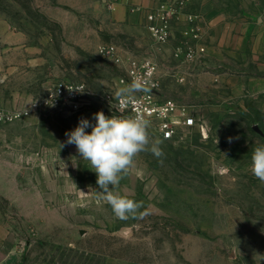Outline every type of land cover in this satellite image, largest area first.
Instances as JSON below:
<instances>
[{
  "label": "rangeland",
  "instance_id": "rangeland-1",
  "mask_svg": "<svg viewBox=\"0 0 264 264\" xmlns=\"http://www.w3.org/2000/svg\"><path fill=\"white\" fill-rule=\"evenodd\" d=\"M118 2L0 0V19L46 58L32 98L59 78L113 90L124 70L100 53L113 43L138 58L156 56L162 98L190 106L197 125L171 140L150 127L164 156L141 152L121 180L117 191L142 201L146 213L127 221L97 200L96 173L66 144L81 118L95 123L96 109L43 107L0 125V264H264V183L250 171L253 149L264 145V29L199 67L175 56L182 34L162 47L145 19L115 17ZM245 2L249 16L264 15V0ZM238 8H229L236 18ZM4 95L11 108L32 99Z\"/></svg>",
  "mask_w": 264,
  "mask_h": 264
},
{
  "label": "built area",
  "instance_id": "built-area-1",
  "mask_svg": "<svg viewBox=\"0 0 264 264\" xmlns=\"http://www.w3.org/2000/svg\"><path fill=\"white\" fill-rule=\"evenodd\" d=\"M188 0H158L157 4L146 11L148 27L152 37L160 45L167 44L173 34V28L183 12ZM132 10H142L133 6ZM198 15L187 14V26L182 31L183 44L175 50V56L182 62H191L203 56L206 46L201 42V32L197 24ZM100 53L111 59L124 70V75L117 78L113 90L98 91L85 81L59 78L48 84L46 93L41 98H32L27 106L11 108L4 102L0 91V125L22 119L43 107L62 114H88L93 109L103 111L106 116H131L142 114L151 121V126L166 140L179 136L183 128L197 125L196 117L190 106L161 96V70L156 56L143 58L125 54L116 44L107 43L100 47ZM142 77L150 80L155 87L150 93H136L135 99L123 104L115 93L126 87L133 79ZM184 77H181V80Z\"/></svg>",
  "mask_w": 264,
  "mask_h": 264
},
{
  "label": "crops",
  "instance_id": "crops-1",
  "mask_svg": "<svg viewBox=\"0 0 264 264\" xmlns=\"http://www.w3.org/2000/svg\"><path fill=\"white\" fill-rule=\"evenodd\" d=\"M245 3V0H191L175 23L171 40L163 47L177 44L184 29H181L180 24L187 22V14H196L201 42L206 46V52L201 59L191 62H197L199 67L210 64L213 61L212 54L217 51L228 52L235 43H241L242 38L250 36L254 28L264 29V15L252 18L243 8ZM156 4L157 0H119L114 7L115 17L118 20L148 21L146 11ZM235 5L239 6L240 15L237 18L233 9H229ZM133 6L142 7V11L132 10ZM45 61L41 47L30 40L25 31L17 29L6 19H0V91L3 99L4 90L9 89L14 96H19L21 102L27 104L35 96V86L42 77Z\"/></svg>",
  "mask_w": 264,
  "mask_h": 264
},
{
  "label": "clouds",
  "instance_id": "clouds-1",
  "mask_svg": "<svg viewBox=\"0 0 264 264\" xmlns=\"http://www.w3.org/2000/svg\"><path fill=\"white\" fill-rule=\"evenodd\" d=\"M154 87L150 80L137 77L120 88L115 96L127 104L135 99L136 93H150ZM94 120L92 124L81 118L74 130L65 133L66 144H74L81 159L96 173L98 201L110 205L115 217L121 221L142 219L146 215L141 212L143 202L122 195L117 189L141 152L150 151L158 159L164 156L160 147L162 141L151 137V121L142 114L109 117L98 111ZM89 127L91 132L86 131ZM250 171L264 183V145L253 149Z\"/></svg>",
  "mask_w": 264,
  "mask_h": 264
},
{
  "label": "water",
  "instance_id": "water-1",
  "mask_svg": "<svg viewBox=\"0 0 264 264\" xmlns=\"http://www.w3.org/2000/svg\"><path fill=\"white\" fill-rule=\"evenodd\" d=\"M255 128H258V126H257V125H255Z\"/></svg>",
  "mask_w": 264,
  "mask_h": 264
}]
</instances>
